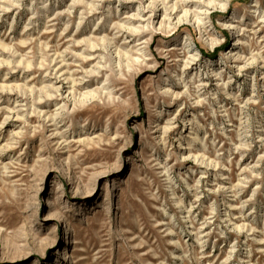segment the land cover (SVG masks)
I'll list each match as a JSON object with an SVG mask.
<instances>
[{
	"label": "rangeland",
	"instance_id": "374dc122",
	"mask_svg": "<svg viewBox=\"0 0 264 264\" xmlns=\"http://www.w3.org/2000/svg\"><path fill=\"white\" fill-rule=\"evenodd\" d=\"M187 1L0 0V264H264V0Z\"/></svg>",
	"mask_w": 264,
	"mask_h": 264
},
{
	"label": "bare ground",
	"instance_id": "6f19581e",
	"mask_svg": "<svg viewBox=\"0 0 264 264\" xmlns=\"http://www.w3.org/2000/svg\"><path fill=\"white\" fill-rule=\"evenodd\" d=\"M194 1V0H193ZM190 2L191 1H187V0H175V2H174V4H173V6H171L172 7V11H170L168 14L167 13H165V16L166 15H170V17H168L167 18V16H166V18H164V19H171V17L172 16H178V18H177V20H175L176 22L175 23H182V22H185V21H188V19H189V11L187 10V9H184L185 7H187L189 4H190ZM207 2V1H206ZM211 2V1H210ZM220 4V3H219ZM227 6V3H224V4H222V5H220V7L221 8H225ZM163 8V7H162ZM209 8H215L214 6H210V4H209V0H208V4L206 5V9L204 10V12L205 13H208V15L210 14V12L208 11V9ZM179 9H180V11L182 10L183 11V9H184V12H183V14L182 15H180V11H179ZM181 11V12H182ZM208 11V12H207ZM196 18V17H195ZM175 19V18H174ZM198 19V18H197ZM197 19L195 20V22L197 21ZM201 22V21H200ZM198 24V23H197ZM196 51L195 53H192V55H191V57H192V60H196V55H197V53H198V50H197V48L196 47H194V48H192V50H191V52L192 51ZM191 54V53H190ZM93 56V55H92ZM64 60V59H63ZM62 62H64V61H62ZM187 63H189V62H187ZM59 64V63H58ZM64 65H65V63H64ZM63 70V69H62ZM60 72V71H59ZM67 79H69V78H67ZM183 84V83H182ZM225 86V85H224ZM89 94H90V92H89Z\"/></svg>",
	"mask_w": 264,
	"mask_h": 264
}]
</instances>
